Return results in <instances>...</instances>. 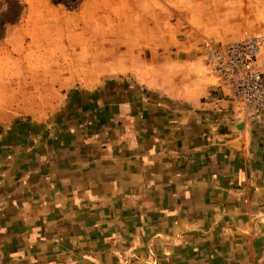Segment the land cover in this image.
Returning a JSON list of instances; mask_svg holds the SVG:
<instances>
[{
  "label": "rangeland",
  "instance_id": "1",
  "mask_svg": "<svg viewBox=\"0 0 264 264\" xmlns=\"http://www.w3.org/2000/svg\"><path fill=\"white\" fill-rule=\"evenodd\" d=\"M256 35L264 58V0H0V230L25 211L13 196L32 191L25 182L43 179L50 158L72 143L104 83L118 76L131 87L132 77L117 70L144 64L147 54L167 47L193 50L202 60L203 37L229 42ZM232 112L223 117L231 120L235 147H248L254 136L263 143L264 121L235 105ZM37 210L41 220L28 221L31 240L19 253V231L10 238L1 234L0 254L9 262L175 264L172 248L191 240L135 235L139 230L124 204L109 214L103 203ZM180 227L185 230L183 222Z\"/></svg>",
  "mask_w": 264,
  "mask_h": 264
},
{
  "label": "crops",
  "instance_id": "2",
  "mask_svg": "<svg viewBox=\"0 0 264 264\" xmlns=\"http://www.w3.org/2000/svg\"><path fill=\"white\" fill-rule=\"evenodd\" d=\"M144 60L117 70L132 77V88L117 76L98 90L72 143L50 158L43 179L25 182L32 191L13 196L25 211L7 218L0 236L19 231V253L31 240L28 221L41 220L38 208L103 203L109 214L124 204L133 234L191 238L172 248L175 264H264V141L235 147L223 117L234 105L197 52L167 47ZM14 262L0 254V264Z\"/></svg>",
  "mask_w": 264,
  "mask_h": 264
},
{
  "label": "built area",
  "instance_id": "3",
  "mask_svg": "<svg viewBox=\"0 0 264 264\" xmlns=\"http://www.w3.org/2000/svg\"><path fill=\"white\" fill-rule=\"evenodd\" d=\"M259 35L221 42L203 37L200 53L217 89L243 114L264 121V58Z\"/></svg>",
  "mask_w": 264,
  "mask_h": 264
}]
</instances>
